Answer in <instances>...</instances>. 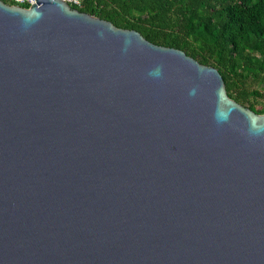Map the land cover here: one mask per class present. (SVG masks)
I'll return each instance as SVG.
<instances>
[{
	"label": "water",
	"instance_id": "obj_1",
	"mask_svg": "<svg viewBox=\"0 0 264 264\" xmlns=\"http://www.w3.org/2000/svg\"><path fill=\"white\" fill-rule=\"evenodd\" d=\"M0 264H264V113L182 49L0 0Z\"/></svg>",
	"mask_w": 264,
	"mask_h": 264
},
{
	"label": "trees",
	"instance_id": "obj_2",
	"mask_svg": "<svg viewBox=\"0 0 264 264\" xmlns=\"http://www.w3.org/2000/svg\"><path fill=\"white\" fill-rule=\"evenodd\" d=\"M74 7L216 67L231 98L264 113V0H82Z\"/></svg>",
	"mask_w": 264,
	"mask_h": 264
},
{
	"label": "built area",
	"instance_id": "obj_3",
	"mask_svg": "<svg viewBox=\"0 0 264 264\" xmlns=\"http://www.w3.org/2000/svg\"><path fill=\"white\" fill-rule=\"evenodd\" d=\"M7 3L16 4V5H22V6H30L34 0H4ZM67 3H69L72 7L79 6L82 3V0H63Z\"/></svg>",
	"mask_w": 264,
	"mask_h": 264
},
{
	"label": "clouds",
	"instance_id": "obj_4",
	"mask_svg": "<svg viewBox=\"0 0 264 264\" xmlns=\"http://www.w3.org/2000/svg\"><path fill=\"white\" fill-rule=\"evenodd\" d=\"M150 75L159 76L160 75V69L157 68L156 70H154L153 72H151Z\"/></svg>",
	"mask_w": 264,
	"mask_h": 264
},
{
	"label": "rangeland",
	"instance_id": "obj_5",
	"mask_svg": "<svg viewBox=\"0 0 264 264\" xmlns=\"http://www.w3.org/2000/svg\"><path fill=\"white\" fill-rule=\"evenodd\" d=\"M262 105H259V107H261Z\"/></svg>",
	"mask_w": 264,
	"mask_h": 264
}]
</instances>
